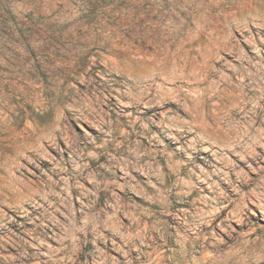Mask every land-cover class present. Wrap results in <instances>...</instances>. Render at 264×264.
I'll return each instance as SVG.
<instances>
[{
	"label": "rangeland",
	"instance_id": "1",
	"mask_svg": "<svg viewBox=\"0 0 264 264\" xmlns=\"http://www.w3.org/2000/svg\"><path fill=\"white\" fill-rule=\"evenodd\" d=\"M0 264H264V0H0Z\"/></svg>",
	"mask_w": 264,
	"mask_h": 264
}]
</instances>
